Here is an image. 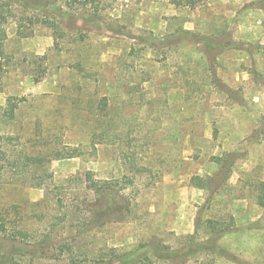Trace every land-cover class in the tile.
Returning <instances> with one entry per match:
<instances>
[{
  "label": "rangeland",
  "instance_id": "1",
  "mask_svg": "<svg viewBox=\"0 0 264 264\" xmlns=\"http://www.w3.org/2000/svg\"><path fill=\"white\" fill-rule=\"evenodd\" d=\"M0 10V260L116 264L112 250H186L232 227L220 250L154 264H264V0ZM112 181L128 209L97 222Z\"/></svg>",
  "mask_w": 264,
  "mask_h": 264
},
{
  "label": "trees",
  "instance_id": "2",
  "mask_svg": "<svg viewBox=\"0 0 264 264\" xmlns=\"http://www.w3.org/2000/svg\"><path fill=\"white\" fill-rule=\"evenodd\" d=\"M169 4L175 6V7H188L190 9H194L197 6L210 1V0H165ZM7 21V16H5L2 11L0 10V59L4 57V42L6 40V31H5V24ZM105 99V98H103ZM101 101L100 108L101 111L105 110L106 102ZM8 115H13V107L10 108ZM10 116V117H11ZM2 137L0 136V140ZM226 162V160H225ZM1 170V168H0ZM88 180L91 179L90 176L87 177ZM95 186L93 190L97 192V183L92 182ZM118 184V181H112L110 184L107 185L104 192V196L102 198L96 199L95 207L97 206V202H101L104 200V202H108L104 209L99 211L96 208H92L93 212V219H96V221H101L103 219H109L111 217H122L124 213L127 211V205L123 204L121 201L123 200V196L120 194L119 191L115 190L114 187H112L115 184ZM255 191L257 193L256 203L261 208H264V182H259L255 185ZM6 220L0 218V234L1 233H7V224ZM235 229V228H234ZM232 227H229L227 230L223 229L220 233L214 235L209 240L197 244V245H191L186 250H177L174 252L168 251V250H160L155 245L152 244H144L140 245L136 250L133 252L128 253H121L117 254L115 250H112V253L114 255L115 263L116 264H137V262L146 261L148 264H154V261L156 260H165V261H174L177 259H180L182 257H189L192 255H195L198 252L201 251H208V250H220V248L217 246L216 241L221 240L223 237L233 233L234 230ZM21 235H25L27 232L26 230H20ZM208 243H211V245H208ZM0 264H8V261L6 260H0ZM112 264V263H110Z\"/></svg>",
  "mask_w": 264,
  "mask_h": 264
}]
</instances>
